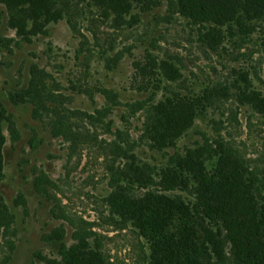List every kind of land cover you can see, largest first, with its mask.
I'll return each instance as SVG.
<instances>
[{"label":"rangeland","instance_id":"rangeland-1","mask_svg":"<svg viewBox=\"0 0 264 264\" xmlns=\"http://www.w3.org/2000/svg\"><path fill=\"white\" fill-rule=\"evenodd\" d=\"M41 6L0 1V39L12 40L0 42V97L19 132L16 139L4 127L0 189L15 221L0 230V264H149L150 244L115 202L132 164L151 166L160 183L180 167V154L206 150L208 169L225 155L264 173V113L240 96H264V14L249 3L232 22L200 26L172 13L170 0H129L124 9L97 0H56L48 12ZM166 63L171 79L162 73ZM36 72L38 112L11 99ZM172 91L206 108L174 146L157 150L149 109ZM50 119L63 133L54 134ZM40 171L50 180L46 195L34 184ZM20 194L25 204L16 203ZM57 227L65 230L63 250L44 237Z\"/></svg>","mask_w":264,"mask_h":264},{"label":"trees","instance_id":"trees-1","mask_svg":"<svg viewBox=\"0 0 264 264\" xmlns=\"http://www.w3.org/2000/svg\"><path fill=\"white\" fill-rule=\"evenodd\" d=\"M0 1L11 6L14 0ZM29 1L36 6L42 5L47 12L50 5L56 2ZM97 1L124 9L129 0ZM249 3H252L255 13L264 14V0H170L172 13H179L200 26H205L204 23L224 25L232 22L240 9ZM35 10L40 11V7ZM210 32L206 34L208 39L211 38ZM10 41L0 39L5 46ZM22 41L31 42L32 39L25 36ZM16 43L20 45L18 41ZM172 65L166 63L162 66V73L167 79H171L169 71L173 70ZM41 86L42 80L36 72L28 86L12 93L11 99L15 103L32 102L38 112L43 104ZM104 93L107 97H114L111 91L105 90ZM171 93L164 102L151 104L149 109L147 129L153 138L151 146L157 150L174 146L192 127L195 116L206 108L201 103H191L179 97L180 93L176 91ZM240 96H243L242 104L264 113V96L260 92L253 90L251 94L242 93ZM50 124L55 135L63 133V128L58 129L53 119H50ZM4 127L18 138L14 115L7 110L0 97V186L4 167ZM67 131L71 134L70 130ZM36 144L35 139L32 146ZM202 153L189 150L185 156L180 154L176 158L180 167L169 170L171 172L168 171L165 180L160 183L155 180L151 166L132 164L126 187L116 193V206L127 209L122 215L133 222L150 244L149 264H264V173L257 175L241 157L240 164L230 163L225 155L218 158L212 169H208L204 166L208 158ZM208 157L211 161L217 159V152H210ZM166 179L170 184H166ZM49 181L44 172H38L34 180L36 190L42 195L48 194V185L45 184ZM156 185H162L164 189H156ZM176 189L196 196L195 201ZM16 203L25 204L22 194L17 196ZM14 221L13 212L2 201L0 189V230L7 232ZM210 224L218 228L217 234H213ZM44 237L53 244L60 243L58 245L64 249L63 227L54 228ZM228 245L230 251H227ZM40 257L38 254L37 258ZM230 257L233 263H230Z\"/></svg>","mask_w":264,"mask_h":264}]
</instances>
